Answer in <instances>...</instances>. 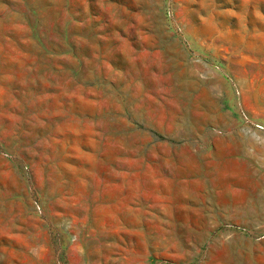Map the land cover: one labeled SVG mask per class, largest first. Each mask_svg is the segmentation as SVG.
<instances>
[{
	"label": "rangeland",
	"instance_id": "1",
	"mask_svg": "<svg viewBox=\"0 0 264 264\" xmlns=\"http://www.w3.org/2000/svg\"><path fill=\"white\" fill-rule=\"evenodd\" d=\"M226 248L264 264V0H0V264Z\"/></svg>",
	"mask_w": 264,
	"mask_h": 264
},
{
	"label": "bare ground",
	"instance_id": "2",
	"mask_svg": "<svg viewBox=\"0 0 264 264\" xmlns=\"http://www.w3.org/2000/svg\"><path fill=\"white\" fill-rule=\"evenodd\" d=\"M208 94V93H207ZM129 103V102H128ZM219 117V116H218ZM220 118V117H219ZM259 149H261V148H259ZM200 235V234H199ZM231 248V247H230ZM227 249V248H226ZM249 251V250H248ZM226 252H227V256H225L226 257V261L228 262V264H233L235 261H237V255L235 256V255H233L232 254V252L230 251V249L228 248L227 250H226ZM236 253V252H235ZM252 255V254H251ZM254 255V254H253ZM253 255H252V257H253ZM241 256H243V255H241ZM247 256H248V254H247ZM247 256H245V258L247 257ZM224 257V258H225ZM253 259V258H252ZM249 260H250V258H249ZM250 262H252V261H250ZM255 262V261H254ZM242 263V262H241ZM258 263V262H257ZM236 264V263H235ZM256 264V263H255Z\"/></svg>",
	"mask_w": 264,
	"mask_h": 264
}]
</instances>
